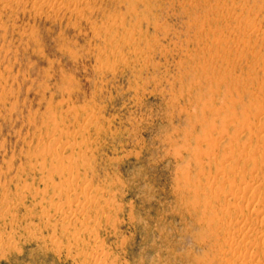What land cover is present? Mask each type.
Listing matches in <instances>:
<instances>
[{
	"label": "rangeland",
	"instance_id": "374dc122",
	"mask_svg": "<svg viewBox=\"0 0 264 264\" xmlns=\"http://www.w3.org/2000/svg\"><path fill=\"white\" fill-rule=\"evenodd\" d=\"M0 264H264V0H0Z\"/></svg>",
	"mask_w": 264,
	"mask_h": 264
},
{
	"label": "bare ground",
	"instance_id": "6f19581e",
	"mask_svg": "<svg viewBox=\"0 0 264 264\" xmlns=\"http://www.w3.org/2000/svg\"><path fill=\"white\" fill-rule=\"evenodd\" d=\"M71 198V197H70ZM73 199V198H72ZM70 201V200H69Z\"/></svg>",
	"mask_w": 264,
	"mask_h": 264
}]
</instances>
